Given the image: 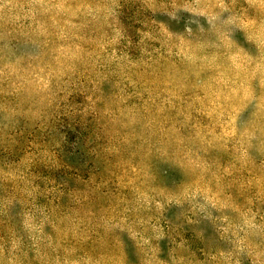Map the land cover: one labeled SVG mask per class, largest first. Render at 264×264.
Segmentation results:
<instances>
[{"label":"rangeland","instance_id":"rangeland-1","mask_svg":"<svg viewBox=\"0 0 264 264\" xmlns=\"http://www.w3.org/2000/svg\"><path fill=\"white\" fill-rule=\"evenodd\" d=\"M0 264H264V0H0Z\"/></svg>","mask_w":264,"mask_h":264}]
</instances>
